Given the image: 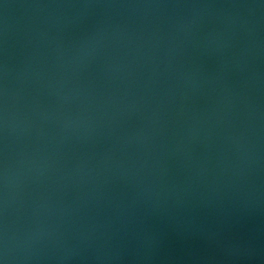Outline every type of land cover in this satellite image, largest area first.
<instances>
[{
  "label": "water",
  "instance_id": "water-1",
  "mask_svg": "<svg viewBox=\"0 0 264 264\" xmlns=\"http://www.w3.org/2000/svg\"><path fill=\"white\" fill-rule=\"evenodd\" d=\"M0 264H264V0H0Z\"/></svg>",
  "mask_w": 264,
  "mask_h": 264
}]
</instances>
